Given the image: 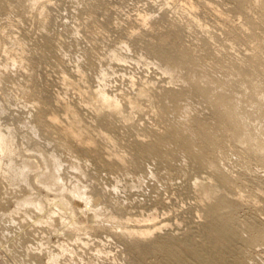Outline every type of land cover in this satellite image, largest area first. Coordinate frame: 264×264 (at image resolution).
I'll use <instances>...</instances> for the list:
<instances>
[{
	"label": "rangeland",
	"instance_id": "obj_1",
	"mask_svg": "<svg viewBox=\"0 0 264 264\" xmlns=\"http://www.w3.org/2000/svg\"><path fill=\"white\" fill-rule=\"evenodd\" d=\"M0 137L32 264H173L153 243L207 248L218 198L226 264H264V0H0Z\"/></svg>",
	"mask_w": 264,
	"mask_h": 264
},
{
	"label": "bare ground",
	"instance_id": "obj_2",
	"mask_svg": "<svg viewBox=\"0 0 264 264\" xmlns=\"http://www.w3.org/2000/svg\"><path fill=\"white\" fill-rule=\"evenodd\" d=\"M165 45V44H163ZM166 47V46H165ZM152 50V49H151ZM153 51L155 54H157L161 59L171 62L175 61L173 54H171V51L168 50V48H162L158 47ZM100 102L103 105H106L108 107L114 106L115 104L110 101L107 97L100 96ZM182 140V147L188 149V142L186 141V138L183 137ZM3 143L2 138L0 137V144ZM196 161L200 162L199 159H195ZM220 177V176H219ZM220 182H225L223 178L220 177ZM224 184V183H223ZM226 184V182H225ZM203 194V193H202ZM75 197L77 200H79V204L82 201V198L75 193ZM75 199V200H76ZM31 201V200H30ZM27 200L22 201L21 206L23 205H30L32 206V201L30 202ZM83 204H81L82 207L87 206V202L82 201ZM34 207L36 210H40V205L38 203L34 204ZM232 209L233 207L231 204L225 202L222 199L215 200V203H213L208 209H207V216H208V225L206 227V245L207 248H200L198 246L190 244L189 239H184L182 241L177 240H161L159 242L153 243L154 246H156L157 251L161 252L165 255L166 259L169 260L173 264H226L225 255L228 253L229 248L233 246V243L236 242L235 240L238 239L236 231L234 229V224L232 221ZM49 214L52 216H59V210L55 208L54 206L50 207ZM61 223L68 221L66 216H61ZM160 220V219H159ZM67 221L65 224H67ZM169 222V221H168ZM161 223V222H160ZM160 225L158 223V228L161 229L164 224ZM168 224V223H167ZM168 227V226H167ZM155 228V227H154ZM167 230V229H166ZM186 251V252H185ZM149 251H146L144 249L139 250V255L141 253H148ZM228 255V254H227ZM57 256L48 257L49 261L47 264L56 263ZM16 264V263H13Z\"/></svg>",
	"mask_w": 264,
	"mask_h": 264
},
{
	"label": "built area",
	"instance_id": "obj_3",
	"mask_svg": "<svg viewBox=\"0 0 264 264\" xmlns=\"http://www.w3.org/2000/svg\"><path fill=\"white\" fill-rule=\"evenodd\" d=\"M38 221L35 216L26 221L18 216L0 213V261L3 264H12V258L32 264L30 259L41 255L44 249L39 240L41 232L37 230L34 233V229L40 228L43 223L42 220ZM28 223L30 225L25 227Z\"/></svg>",
	"mask_w": 264,
	"mask_h": 264
},
{
	"label": "crops",
	"instance_id": "obj_4",
	"mask_svg": "<svg viewBox=\"0 0 264 264\" xmlns=\"http://www.w3.org/2000/svg\"><path fill=\"white\" fill-rule=\"evenodd\" d=\"M0 264H3V263L0 261Z\"/></svg>",
	"mask_w": 264,
	"mask_h": 264
}]
</instances>
